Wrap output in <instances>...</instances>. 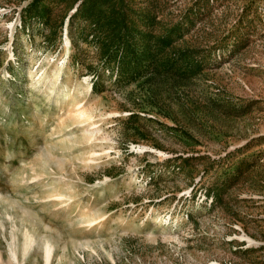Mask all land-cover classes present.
Segmentation results:
<instances>
[{"label":"rangeland","instance_id":"1","mask_svg":"<svg viewBox=\"0 0 264 264\" xmlns=\"http://www.w3.org/2000/svg\"><path fill=\"white\" fill-rule=\"evenodd\" d=\"M82 1L0 0V264H264V0Z\"/></svg>","mask_w":264,"mask_h":264},{"label":"trees","instance_id":"2","mask_svg":"<svg viewBox=\"0 0 264 264\" xmlns=\"http://www.w3.org/2000/svg\"><path fill=\"white\" fill-rule=\"evenodd\" d=\"M78 0H75V3L77 2ZM89 3H91V0H83L79 5H78V7H77V9H76V11H75V13L74 14H72L71 16H70V27H71V30H72V28H73V26H74V23H75V19L79 16V15H81V16H83V17H85L86 19H90V21L92 22V23H96V25H97V27H99L100 25L98 24V21H96L95 22V19H94V17H95V14L91 11H89L90 9H89V7H87V4H89ZM89 12L91 13V14H89ZM123 22H122V26H121V29H120V32L118 33V36H114L113 38H112V40L111 41H114V40H116V39H118V40H122V42H124L125 41V37H126V33H125V31L127 30V27H126V20L123 18V20H122ZM117 28H115V30H116ZM115 30L114 29H107V33L104 31V30H101V32H100V34L98 33V34H96V38L98 39V40H100L103 36V38H108V33H114L115 32ZM112 52H114V51H112V49H110L108 52H107V55H106V61H107V63H110V61L112 60ZM119 56V55H118ZM116 61H118V60H120V64H119V66H118V69H120V71H122V70H124L125 68H126V66L124 65V59L122 60L121 59V57H120V59L119 58H117V55H116V57L114 58ZM93 87L96 89L97 88V82L95 81L94 83H93Z\"/></svg>","mask_w":264,"mask_h":264},{"label":"bare ground","instance_id":"3","mask_svg":"<svg viewBox=\"0 0 264 264\" xmlns=\"http://www.w3.org/2000/svg\"><path fill=\"white\" fill-rule=\"evenodd\" d=\"M67 44H68V46H70V43H69V41L67 40ZM32 217V215H28V214H25V215H23L22 216V218H21V220L20 221H18L16 218H14V217H11V219H12V223H13V226L14 227H18V228H20V229H24L25 230V232H26V235L24 236V244H25V246H26V248H28L29 247V242H31V240H33L35 237H34V235L33 234H29L30 233V228H31V226L28 224V222L30 221V220H32L31 219V217ZM20 219V218H19ZM35 220V219H34ZM32 225H33V228H35V224H33L32 223ZM43 239V238H42ZM14 245H13V243L10 245V249H11V251H12V253H13V256L14 257H16V250H15V243L17 244V238L15 237L14 238ZM44 241H42L41 242V245L45 248V258H46V260L47 261H49V259H50V256H51V253H52V251H53V245L54 244H52L51 243V239L49 238V237H44V239H43ZM13 246H14V248H13Z\"/></svg>","mask_w":264,"mask_h":264}]
</instances>
